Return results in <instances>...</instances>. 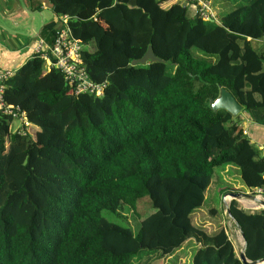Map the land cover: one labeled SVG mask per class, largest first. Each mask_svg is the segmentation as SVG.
<instances>
[{
    "label": "trees",
    "instance_id": "16d2710c",
    "mask_svg": "<svg viewBox=\"0 0 264 264\" xmlns=\"http://www.w3.org/2000/svg\"><path fill=\"white\" fill-rule=\"evenodd\" d=\"M27 1L52 8L49 41L69 17L82 65L103 88L75 93L34 53L5 80V101L38 132L13 133L0 119V264H153L190 238L191 264H244L226 227L196 215L226 163L264 191V156L242 114L210 106L224 87L264 124V50L253 44L264 40V0H226L212 21L181 0ZM150 45L163 62L130 66ZM229 208L247 258L264 259V209L236 199Z\"/></svg>",
    "mask_w": 264,
    "mask_h": 264
},
{
    "label": "rangeland",
    "instance_id": "374dc122",
    "mask_svg": "<svg viewBox=\"0 0 264 264\" xmlns=\"http://www.w3.org/2000/svg\"><path fill=\"white\" fill-rule=\"evenodd\" d=\"M4 13L7 12L4 2L1 1ZM213 5V3H212ZM10 6V5H8ZM189 3V16H192V8ZM223 12H220V15ZM54 17L52 11L48 8L46 10V18L50 20ZM220 19V17H219ZM34 28V29H33ZM42 29V20L40 15H32L29 12L19 11L12 14V16H5L0 9V31L3 32L1 38L7 44L10 42V47L12 46H24L18 48L21 54H25L29 51L36 41L38 36H36ZM88 47V46H86ZM261 50V49H260ZM4 66H0L2 69ZM48 63H45V70L48 69ZM14 70V69H13ZM242 114L244 113L241 110ZM240 112V113H241ZM32 133L38 132V129L32 127L30 129ZM248 192V188L243 184L241 180L240 169L236 164L226 163L224 165L214 168L213 178L211 185L206 193V200L204 202V211H198L196 215V221L208 227V229L215 228L218 223L219 225H224L234 243L236 252L239 248L243 247V239L240 230L236 226L232 219L228 220V214L226 212V205L229 203V193L230 192ZM260 197V196H259ZM261 198V197H260ZM243 204H249L251 201L243 200L240 201ZM251 209L255 208V204L251 203ZM209 208H216L219 213V220L217 222L215 218L210 215L208 211ZM255 210V209H254ZM127 220L133 225L135 232H139L140 226L137 222V218L133 216L130 209L125 208L122 211ZM197 243L194 238H190L183 243V245L175 251L172 255L155 260L153 264H191L192 258L197 250ZM145 264V262H142Z\"/></svg>",
    "mask_w": 264,
    "mask_h": 264
},
{
    "label": "built area",
    "instance_id": "2783aa9c",
    "mask_svg": "<svg viewBox=\"0 0 264 264\" xmlns=\"http://www.w3.org/2000/svg\"><path fill=\"white\" fill-rule=\"evenodd\" d=\"M181 1L194 4L196 13L203 20H217V14L208 0ZM43 6H45V3H43ZM58 19L60 26L55 37L48 44L40 40L34 48L33 53L39 54L48 64L61 70L64 73L66 83L73 88L75 93L86 92L101 96L103 84L95 83L89 79L86 69L83 67L82 53L84 46L82 41L73 35L69 25V17L62 15ZM13 72V69H0V119L10 120V129L13 133L20 132L25 134L31 127L30 122L26 118V113L19 106L7 103L4 97V82ZM244 132L246 133L245 130ZM248 192H252L264 199V191L260 188ZM251 203L255 204V208H250ZM251 203H244L243 206L251 210L264 209V205L262 204L254 201H251Z\"/></svg>",
    "mask_w": 264,
    "mask_h": 264
},
{
    "label": "crops",
    "instance_id": "0c3cea01",
    "mask_svg": "<svg viewBox=\"0 0 264 264\" xmlns=\"http://www.w3.org/2000/svg\"><path fill=\"white\" fill-rule=\"evenodd\" d=\"M1 1L4 2V6L7 9L6 13H4L3 11L2 8L3 3ZM208 1L211 3V5L213 3L212 7L215 10L216 14L220 13V11L225 8L224 6L226 0H208ZM183 2L184 1H182V3ZM43 3H45V6L42 5L40 10L33 11L27 0H0V9L2 10L3 15L7 17L12 16V14L17 13L19 11H25L31 13L32 15H37L38 13L42 20V29L36 35L38 36V40L31 48H29V51L25 54H21L20 51L18 50V48L24 46V44L21 46L10 47V42L8 41L6 44L1 38L3 32L0 31V66H4L2 69H15L17 67H20L23 63L26 62L27 59L31 57L34 48L36 47V45L39 43L40 40H42L47 44L51 42V40L49 41V34L45 30H43V26L46 22L55 19L56 16L52 8L49 6V4L46 3L45 1H43L42 4ZM186 5L188 6L189 9V3H187ZM191 5H192L191 6L192 15H194L196 13V8L194 4L191 3ZM48 8L54 14V17L51 18L50 20L46 18V10ZM253 44L256 48L264 50V40L262 39L255 40ZM242 116H243V128L246 131V135L249 137L251 143H253L255 146H257L260 149L261 154L264 156V124H260L253 121L250 115L246 112H244Z\"/></svg>",
    "mask_w": 264,
    "mask_h": 264
},
{
    "label": "water",
    "instance_id": "95a60500",
    "mask_svg": "<svg viewBox=\"0 0 264 264\" xmlns=\"http://www.w3.org/2000/svg\"><path fill=\"white\" fill-rule=\"evenodd\" d=\"M182 4L183 6H186L187 3L183 2ZM147 61L163 62L162 59L156 56L151 45L148 47L146 53L141 58L133 60L130 66L137 65V64H145ZM210 106L214 111L223 109L231 113L233 116L238 115L242 110V106L238 103V101L235 99L232 93L224 87L220 89V93L218 97L210 101ZM229 197H230V200L236 199L238 201H243L244 199H249L251 201L264 205V199L258 197L256 194L252 192H239V191L230 192ZM226 212L228 214V220L232 219L235 222L236 226L240 230L242 239L244 241L243 247L237 250L238 257L241 259V261L244 264H264V259L252 261L247 258L246 253H245L246 244H247L246 238H245L244 233L242 232V230L239 228L238 224L236 223V221L232 218L230 208H229V203L226 205Z\"/></svg>",
    "mask_w": 264,
    "mask_h": 264
}]
</instances>
